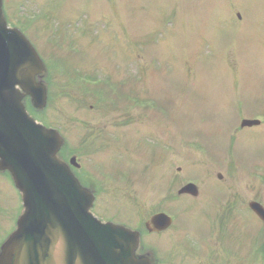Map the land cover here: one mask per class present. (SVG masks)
Instances as JSON below:
<instances>
[{
  "label": "rangeland",
  "instance_id": "rangeland-1",
  "mask_svg": "<svg viewBox=\"0 0 264 264\" xmlns=\"http://www.w3.org/2000/svg\"><path fill=\"white\" fill-rule=\"evenodd\" d=\"M3 4L8 25L28 29L24 33L40 48L54 41L43 27L45 18L50 28L54 22L58 30L64 29V37L73 31L67 40L94 37V43L84 46L95 51L88 53L84 73L125 82L116 87L124 95L120 97L113 82L74 87L68 72L48 70V104L36 119L60 132L67 144L65 157L75 156L80 175L98 190L92 212L98 219L114 221L134 212L137 225L158 210L170 212L166 208L173 201L166 189L187 182L197 185L203 199L216 194L214 185L224 184L216 198L245 195L264 207V0H3ZM230 8H238L235 16ZM164 27L165 38L158 39ZM35 28H40L39 35ZM32 31L40 39L33 38ZM129 51L136 53L132 67ZM94 57L100 58L91 64ZM97 88L113 92L95 107ZM257 117L263 119L261 129L235 133L238 138L231 141V131L239 129L241 120ZM157 141L160 149L151 154ZM218 173L222 181L216 179ZM180 207L184 211L187 206ZM0 208L1 240L22 209L19 193L7 178H0ZM182 211L175 212L178 233L190 220ZM201 212L197 211V220ZM255 220L250 214L249 225L244 224L249 243L259 236V242L264 241V229L258 231ZM240 224L233 233L241 242L245 233ZM259 246L243 264H264L258 258ZM236 249L232 247V252ZM233 264H241L239 256L233 257Z\"/></svg>",
  "mask_w": 264,
  "mask_h": 264
},
{
  "label": "water",
  "instance_id": "water-1",
  "mask_svg": "<svg viewBox=\"0 0 264 264\" xmlns=\"http://www.w3.org/2000/svg\"><path fill=\"white\" fill-rule=\"evenodd\" d=\"M43 72L25 38L6 28L0 0V170L11 174L24 207L17 231L1 248L0 264H131L136 237L92 217V194L58 156L62 138L25 111V97L37 110L46 106V90L36 82ZM69 164L76 166L75 159ZM178 194L196 196L197 190L188 184ZM250 207L264 220L262 209ZM150 222L156 231L170 223L164 215Z\"/></svg>",
  "mask_w": 264,
  "mask_h": 264
},
{
  "label": "flooded vegetation",
  "instance_id": "flooded-vegetation-1",
  "mask_svg": "<svg viewBox=\"0 0 264 264\" xmlns=\"http://www.w3.org/2000/svg\"><path fill=\"white\" fill-rule=\"evenodd\" d=\"M212 202L211 207L214 209L212 218L216 226L220 224V228L211 233L201 231L197 236L206 235L207 237H201L205 243L193 242L182 245L167 242L157 246L154 243L142 242L136 250V259L147 258L150 264H232V247L235 244L228 241L232 236L227 235L222 225L228 224L230 217H232V222L229 224L231 228L237 226L239 221L242 225L247 224L248 200L245 195H235L227 200L216 199ZM177 240H180L179 236Z\"/></svg>",
  "mask_w": 264,
  "mask_h": 264
}]
</instances>
